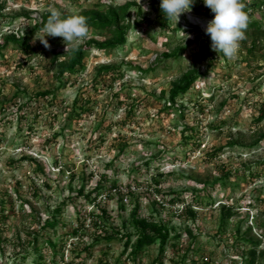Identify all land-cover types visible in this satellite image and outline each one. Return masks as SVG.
Segmentation results:
<instances>
[{"label":"rangeland","instance_id":"374dc122","mask_svg":"<svg viewBox=\"0 0 264 264\" xmlns=\"http://www.w3.org/2000/svg\"><path fill=\"white\" fill-rule=\"evenodd\" d=\"M135 1L152 22L132 23L124 47L92 50L85 69L66 75L63 87L57 78L58 62L53 63L54 54L65 50L62 38L46 37L48 49L38 39L33 42L41 34L36 30L30 34L33 54L9 45L0 55V202L5 208L0 211L1 218L5 216L0 220V264H35V236L47 264L53 258L47 236L60 244L59 264H134L122 254L121 241L101 243L91 251L85 247L101 232L93 225V212L106 208L112 226L124 230L126 221L125 231H131L130 214L137 203L142 217L161 218L183 234L169 243L165 264H247L252 245L239 237L264 240L259 225L264 203L258 199L264 197L259 191L264 187V139L252 145L264 132V120L256 122L264 102V44L253 55L240 48L237 58L229 60L203 48L209 36L205 27L214 15L205 19L208 16L194 9L182 15L177 24L190 35L186 39L182 30L162 31L150 0H0L4 6L0 42L6 35L33 29L52 9L79 15L100 5ZM136 15L132 9V22ZM91 37L105 39L91 32L86 40ZM178 47H185L182 56L165 60V52ZM103 65H122L124 77L111 72L98 75ZM190 71L199 72L200 78L177 100L178 110L167 109L174 82ZM56 89L53 106L48 105L51 96L37 98L38 92ZM76 97L78 105L87 106L86 112L73 108ZM28 102L29 107L23 108ZM192 125L193 131L188 129ZM230 142L236 145L231 147ZM219 148L223 149L218 156L209 155ZM23 156L37 158L43 170ZM134 167L139 170L132 172ZM227 172L232 175L226 185L207 184ZM158 173L165 175L158 185L161 194L152 179ZM114 178L121 192L112 190ZM99 182L104 190L96 203L78 195L83 185L85 194ZM205 187L213 204L195 207L193 220L183 208L193 200L191 190L206 195ZM181 191L185 203L173 205L169 200ZM68 198L73 200L64 207L58 226L44 229L54 209ZM155 200L164 203L154 206ZM224 204L234 205L235 214L221 229ZM80 220L86 223L83 235L67 237ZM187 229L196 237H190ZM263 250L264 241L258 252ZM158 254L159 244L147 248L141 264H151ZM258 264H264L262 255Z\"/></svg>","mask_w":264,"mask_h":264},{"label":"trees","instance_id":"16d2710c","mask_svg":"<svg viewBox=\"0 0 264 264\" xmlns=\"http://www.w3.org/2000/svg\"><path fill=\"white\" fill-rule=\"evenodd\" d=\"M160 2L161 0H150V3L152 4L153 9L157 13V17L160 18L159 26L162 29L164 33L167 32H179L182 30V28L174 22H168L164 13L160 9ZM244 3L246 4V11L249 14V24L248 28L245 32V38L240 42V48L241 50H247L248 53L256 54V51L261 48L264 44V0H244ZM4 6L1 4L0 8L2 9ZM132 9L136 10L137 15L135 16L134 22H132ZM197 14L204 13L206 16H213L214 14L211 12L209 8H207L204 5L203 0H194L193 8ZM143 8L138 2H128L127 4L121 5V6H114V5H100L98 8H93L88 11H85L79 15H83L87 18V22L89 25V34L91 32L96 33L97 35H104L105 39L100 40L95 37H91L88 40H85L79 45L78 50L72 51L69 50L67 52L60 51L56 52L53 56V63L58 62V72H57V78L60 83V87H63L66 85L67 81L63 82V78L66 75H74L78 74L81 71H83L86 67L85 60L90 55L92 50H102V51H113L116 49H119L121 47L126 46L128 43V35L129 31L132 28V23L137 26H141L144 20H147L149 23L152 22V20H148L147 18L143 17ZM257 14H260V18H257ZM50 15V12L46 13L43 16V19L36 24V26L31 30H26L22 35H18L16 33H12L9 35H6L2 42H0V55H4L3 51L9 46L13 45L15 47H18L22 49V51L27 54L31 55L36 51V48L34 46H31L30 43V34L34 33L36 30H41L46 23L48 16ZM70 14L69 12H62L63 17H67ZM88 34V35H89ZM263 42V43H262ZM169 43V42H168ZM168 43H164L165 45H168ZM249 44V46H248ZM205 50H209L211 48V39L210 36L207 37V45L203 47ZM185 51V47H178L173 48L170 50V52H165L164 58L165 60L168 59H179L183 52ZM61 57H65V59H61ZM140 70L139 66H137ZM144 71V70H143ZM113 73V75L123 78L124 77V70L122 65H103L98 69V75L106 74V73ZM200 78L199 72L190 71L183 75V77L177 81L174 82L172 88L169 91V97H168V105L166 106L169 110H178L176 104L177 100L186 95L195 82ZM116 79V78H115ZM57 90H45L43 92L37 93V98H47L48 96H51L50 102L48 103L49 106H53L56 99V93ZM30 102V101H29ZM26 103L23 108L29 107L30 103ZM79 98L76 97L74 100L73 108H81L82 112H86L88 110L87 106L85 104L78 105ZM197 105H200L199 102H196ZM3 108V106H1ZM76 111V109H74ZM202 111V108H201ZM82 112H74L75 115L79 116ZM184 115V114H182ZM26 117V116H23ZM264 120V102L260 106V114L256 119L257 123H261ZM188 129H191L192 131L195 130V126H189ZM264 139V132L261 133V135L255 140V142L252 145H257ZM1 133H0V142H2ZM231 147H234L236 145L234 142H230L229 144ZM223 148H219L216 151H213L209 153L210 156H218L219 152ZM122 150V149H121ZM23 159L32 161L33 163L37 164V169L43 170V167L38 163V159L34 158L32 156H23ZM58 163V162H57ZM147 165L150 164V161L146 162ZM139 170V167L132 168V172H137ZM232 175V172H227L224 176H221L220 178H217L214 182L207 183L208 185L215 186L216 182H221L224 185H226L229 177ZM251 175L258 176L257 174L251 173ZM165 175L162 173H158L156 176H153V181L156 184L155 191L157 194H161L163 191L161 188H158L162 183V178ZM74 177V176H72ZM92 177V176H90ZM103 177L108 180V176L106 174L103 175ZM84 178V177H83ZM111 188L112 190H117L118 192H121V188L119 187V180L117 178H114L111 180ZM85 186L83 185L78 190V195L85 196L88 200H90L93 203H96L98 200V197L102 195L104 190V185L102 182H99L96 187H94L92 190H90L88 193H84ZM206 193V187L203 188V190ZM260 193L264 194V187L261 188ZM193 193V200L192 202L186 203L183 212L186 213L191 219H196L197 217V210L195 207H200L204 202H206L208 205L213 204V200L211 199L210 194L202 195L200 190H191ZM130 195H133L134 191L129 190ZM175 196H173L169 201L175 205L179 202H184L185 200L183 198V191L181 192H175ZM206 198L210 200H206ZM72 201V198H68L64 200L59 206H57L54 209V212L48 220H46L43 224V228H56L58 224L60 223L61 219L59 216L62 215L63 209L65 206L68 205L70 200ZM123 199V198H121ZM205 199V200H204ZM259 201L264 203V197L258 198ZM157 204H163L164 202H160V200H155L154 206ZM4 205L3 202H0V211H4ZM121 208L125 209V204L121 203ZM141 205L140 203H137L135 207L133 208L131 214L129 223L133 230L131 231H125L127 229V223L126 221H123L124 230L116 229L114 226H112L110 222V214L107 211L106 208H101L99 214H96L93 212V225L96 226V228L100 229L101 232L98 233L94 239V241L89 245L85 247L86 251L93 250L96 246H98L101 243H111L112 241H121L123 242V251L122 254H127V259L132 261L134 264H141L140 256L141 254L149 247L159 244V254L158 256L153 260L151 264H165V255L168 248V245L171 241H179L183 234L180 232H176L173 227H170L168 223L164 222L163 219H150L145 218L141 216L140 213ZM235 206L234 205H223L221 208V229H224L226 223L231 219V217L235 214ZM1 213V212H0ZM5 216H0V220L4 219ZM81 221V220H80ZM86 223L84 221H81L79 226L77 228H74L70 231H68V234H65L67 237L72 235L73 237L80 238L81 235H83V230L85 228ZM259 225L263 226L264 228V219L261 220ZM239 230V229H238ZM187 234L190 235V237L195 238L196 236L193 234V232L189 229L186 230ZM63 236L65 238L66 236ZM264 239V232L263 236ZM47 245L51 248L53 258L50 261L51 264H59L56 256L60 252V244L58 241H55L50 236H47L45 238ZM239 241L250 243L252 245V248L247 253V264H258V257L261 255L264 257V250L260 253L258 252V247L262 245V242L264 240H261L259 238H255L253 236H240ZM32 243V242H31ZM38 236L34 237L33 241V247H34V254L37 255L35 264H47V260L44 257V255L39 251L38 249ZM61 246V251H62ZM62 259L63 254H62Z\"/></svg>","mask_w":264,"mask_h":264},{"label":"clouds","instance_id":"9594fccd","mask_svg":"<svg viewBox=\"0 0 264 264\" xmlns=\"http://www.w3.org/2000/svg\"><path fill=\"white\" fill-rule=\"evenodd\" d=\"M203 2L214 14V18L208 21L205 27V33L211 39L212 50L223 53L229 60L236 59L240 42L245 38L249 24V14L245 10L244 0H203ZM193 5L194 0H161L160 9L168 22L177 25L182 15L191 13ZM144 10H148L147 6ZM40 32L41 34H36L33 42L38 39L45 48L50 49L51 45L46 37H60L65 44V52L75 51L87 39L89 25L83 15L63 17L58 9H52ZM184 34L186 39L190 38V35H186L185 32Z\"/></svg>","mask_w":264,"mask_h":264},{"label":"bare ground","instance_id":"6f19581e","mask_svg":"<svg viewBox=\"0 0 264 264\" xmlns=\"http://www.w3.org/2000/svg\"><path fill=\"white\" fill-rule=\"evenodd\" d=\"M210 18H211V17L208 16V17H206L205 19H210Z\"/></svg>","mask_w":264,"mask_h":264}]
</instances>
